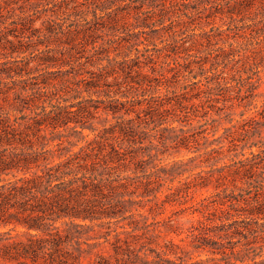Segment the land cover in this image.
Masks as SVG:
<instances>
[{
  "label": "trees",
  "instance_id": "1",
  "mask_svg": "<svg viewBox=\"0 0 264 264\" xmlns=\"http://www.w3.org/2000/svg\"><path fill=\"white\" fill-rule=\"evenodd\" d=\"M260 64L264 0H0V264H264Z\"/></svg>",
  "mask_w": 264,
  "mask_h": 264
},
{
  "label": "rangeland",
  "instance_id": "2",
  "mask_svg": "<svg viewBox=\"0 0 264 264\" xmlns=\"http://www.w3.org/2000/svg\"><path fill=\"white\" fill-rule=\"evenodd\" d=\"M204 15L203 14H198V15H191L190 16H187L185 19L188 21V20H193L192 22L193 23H196L198 20H199V17H203ZM189 18V19H187ZM217 27H222V28H225L227 25L225 22H217L216 24ZM189 32H191V30H189ZM196 32H199L198 29H196ZM202 61H206V60H197V62H202ZM259 73L256 74V79H258V84H259V87H258V90L257 92L260 93L261 95L256 99V104L257 106H260L262 105V103L264 102V67L260 64L259 65ZM250 74H253V73H250ZM235 118H237V116H235ZM226 125V124H223V126ZM85 133H88V131H85ZM221 133V130H219L217 132V135H219ZM254 151H256V148L253 149ZM188 156L187 153L185 152H180L179 154L175 155L174 157H164L162 159V161L164 163H167V162H171L172 160H177V159H180V158H186ZM228 160H226L227 162ZM198 171V170H197ZM215 193L214 190L210 189L208 191H203L202 194L203 196H209L211 194ZM200 199V193H197L194 197V200H199ZM191 205V203H188L186 205H183V206H173V207H170V206H167L166 207V210L164 211V214L161 215L159 218H164L165 216H172V215H177L176 211H180L181 209H184V208H188L189 206ZM191 209H186L185 213L183 215H180V216H173V219L175 221V223L180 227L182 228L183 230H185L186 228L190 227L191 225V222L189 220H191L190 216L188 215L189 212H190ZM196 217V216H195ZM178 240V239H176Z\"/></svg>",
  "mask_w": 264,
  "mask_h": 264
}]
</instances>
